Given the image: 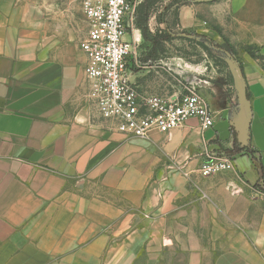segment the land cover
Instances as JSON below:
<instances>
[{"label":"crops","instance_id":"obj_1","mask_svg":"<svg viewBox=\"0 0 264 264\" xmlns=\"http://www.w3.org/2000/svg\"><path fill=\"white\" fill-rule=\"evenodd\" d=\"M30 7L0 0V264H264V68L245 61L242 108L210 107L211 127L125 138L86 101L85 54ZM224 16L264 56V0L178 9L199 33ZM207 152L234 170L201 176Z\"/></svg>","mask_w":264,"mask_h":264},{"label":"built area","instance_id":"obj_2","mask_svg":"<svg viewBox=\"0 0 264 264\" xmlns=\"http://www.w3.org/2000/svg\"><path fill=\"white\" fill-rule=\"evenodd\" d=\"M142 0H82L87 32L79 48L85 54V98L106 128L125 138L146 139L153 132L167 133L189 118L202 129L214 123L212 110L195 89L173 94L144 90L137 82L144 67L136 11ZM198 171L209 176L234 170L231 158L206 153Z\"/></svg>","mask_w":264,"mask_h":264},{"label":"rangeland","instance_id":"obj_3","mask_svg":"<svg viewBox=\"0 0 264 264\" xmlns=\"http://www.w3.org/2000/svg\"><path fill=\"white\" fill-rule=\"evenodd\" d=\"M30 1L34 5L30 7V17L46 16L54 22L46 29L43 27L46 33H62V40L68 47L79 46L87 31L81 10L82 0ZM146 1L151 4L149 10L145 11V33L137 25L144 65L139 71L137 82L141 78L143 89L156 94L185 93L187 88L195 86L213 111L235 113L242 105L238 71L243 74V67L248 59L264 68V56L261 55L260 48L237 42L228 16L223 17L226 22L224 29L215 25V31L199 33L179 26L178 9L187 0H142L140 5ZM140 5L136 11L137 21L144 17ZM155 35L167 36L168 39H161L155 56L148 59L151 39ZM201 85L215 86L219 90L220 99L210 98L209 94H215L211 89L206 93L205 87ZM259 187L264 193V188Z\"/></svg>","mask_w":264,"mask_h":264},{"label":"trees","instance_id":"obj_4","mask_svg":"<svg viewBox=\"0 0 264 264\" xmlns=\"http://www.w3.org/2000/svg\"><path fill=\"white\" fill-rule=\"evenodd\" d=\"M150 4H151V2H148L147 3V1H146L143 4L140 5L141 12L144 11V14H142L144 17L143 18H140L138 21L136 20V25H138V27L140 28V30L142 32H144V33L146 31V22H147V13L145 14V11H147V9L149 10ZM161 39L167 40L168 37L167 36H157V35H155L154 37H152V39H151V45H152V47H151V52L147 56L148 59H150V58H152V57L155 56V54L157 52L156 51L157 50L156 49L157 48V45H158V43L160 42ZM234 144H236V140L234 141ZM234 148H235V145H234Z\"/></svg>","mask_w":264,"mask_h":264},{"label":"water","instance_id":"obj_5","mask_svg":"<svg viewBox=\"0 0 264 264\" xmlns=\"http://www.w3.org/2000/svg\"><path fill=\"white\" fill-rule=\"evenodd\" d=\"M238 75H239V80H240V83H239V84H241V93H240V99H241V96H245V97H246V92H244V89H243V87H242V79H243V75H242V73L240 72V70L238 71ZM241 103H242V105L244 104V102H242V100H241ZM242 105H241L240 108H242Z\"/></svg>","mask_w":264,"mask_h":264}]
</instances>
